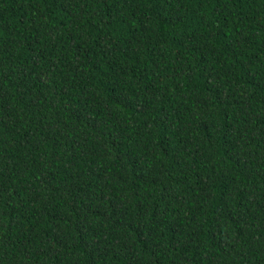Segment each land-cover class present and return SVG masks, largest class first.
I'll return each mask as SVG.
<instances>
[{
  "label": "trees",
  "instance_id": "16d2710c",
  "mask_svg": "<svg viewBox=\"0 0 264 264\" xmlns=\"http://www.w3.org/2000/svg\"><path fill=\"white\" fill-rule=\"evenodd\" d=\"M0 264H264V0H0Z\"/></svg>",
  "mask_w": 264,
  "mask_h": 264
}]
</instances>
